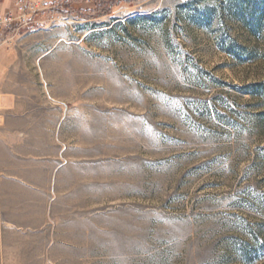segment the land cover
Listing matches in <instances>:
<instances>
[{
	"label": "rangeland",
	"instance_id": "rangeland-1",
	"mask_svg": "<svg viewBox=\"0 0 264 264\" xmlns=\"http://www.w3.org/2000/svg\"><path fill=\"white\" fill-rule=\"evenodd\" d=\"M57 1L0 0V264H264V0Z\"/></svg>",
	"mask_w": 264,
	"mask_h": 264
},
{
	"label": "built area",
	"instance_id": "built-area-1",
	"mask_svg": "<svg viewBox=\"0 0 264 264\" xmlns=\"http://www.w3.org/2000/svg\"><path fill=\"white\" fill-rule=\"evenodd\" d=\"M41 9L39 5L20 2L17 13H0V33H7L15 27L21 28L33 24V15L39 13ZM12 39L13 37H7L3 43L10 44Z\"/></svg>",
	"mask_w": 264,
	"mask_h": 264
},
{
	"label": "trees",
	"instance_id": "trees-1",
	"mask_svg": "<svg viewBox=\"0 0 264 264\" xmlns=\"http://www.w3.org/2000/svg\"><path fill=\"white\" fill-rule=\"evenodd\" d=\"M78 0H58L57 4L62 5L65 3V5L68 7L70 11H74V9L71 7L74 2H77ZM94 3L95 8L91 11L94 14L99 13H111L115 7H119L123 4H131L134 0H90ZM56 12L59 11V9H55Z\"/></svg>",
	"mask_w": 264,
	"mask_h": 264
},
{
	"label": "crops",
	"instance_id": "crops-1",
	"mask_svg": "<svg viewBox=\"0 0 264 264\" xmlns=\"http://www.w3.org/2000/svg\"><path fill=\"white\" fill-rule=\"evenodd\" d=\"M6 8H7V7H6ZM6 8H5V9H6Z\"/></svg>",
	"mask_w": 264,
	"mask_h": 264
}]
</instances>
